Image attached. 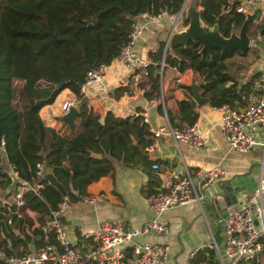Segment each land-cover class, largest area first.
Segmentation results:
<instances>
[{
    "label": "trees",
    "instance_id": "obj_1",
    "mask_svg": "<svg viewBox=\"0 0 264 264\" xmlns=\"http://www.w3.org/2000/svg\"><path fill=\"white\" fill-rule=\"evenodd\" d=\"M183 3L184 0H0V186L10 187L17 196L22 181L44 184L38 194L24 191L19 198L22 205L9 199L10 192L0 198V264L44 244H56L52 233L44 239L42 226L63 196L42 176H36L38 163L54 174L65 187L66 197L74 202L88 195L89 184L113 171L114 160L130 164L141 149L152 143L154 133L141 115L122 118L107 111L101 117L86 104L81 87L90 70L109 66L120 56L138 16L176 14ZM234 5L230 7L228 0H199L197 4L202 22L208 26L217 24L225 37L244 20V13L237 12ZM183 24H187L186 19ZM248 33L260 35L264 41V15ZM200 48L201 43L192 40L165 52L161 44L149 52L150 64L140 72L143 77L137 82L143 97L147 101L160 97V77L155 71L163 59L167 66L179 72L190 70L204 81L200 95L210 107L247 106L261 74L242 82L230 73L235 57H244L247 52L225 54L215 49L201 53ZM13 77L25 81L19 95L22 111L11 104ZM60 83L62 87H57ZM63 90L70 91L77 100L73 132L64 124L59 130L46 126L39 116V111L53 103ZM123 91L127 88L116 90L114 96ZM163 107L157 103V109L165 111L174 130L185 129L197 120V112L185 99L178 102L177 114ZM157 185L152 172L147 193H153ZM27 211L36 213L38 227L32 228ZM95 247L91 239L79 244L82 253ZM189 264H217L214 251L208 246L200 248Z\"/></svg>",
    "mask_w": 264,
    "mask_h": 264
},
{
    "label": "crops",
    "instance_id": "obj_2",
    "mask_svg": "<svg viewBox=\"0 0 264 264\" xmlns=\"http://www.w3.org/2000/svg\"><path fill=\"white\" fill-rule=\"evenodd\" d=\"M259 1L257 3L260 4ZM186 2L189 3L191 0ZM136 22L142 26L136 48L144 58L148 59L149 52L155 51L161 44L165 45L160 41L165 38L166 31L173 26V19L165 14L159 21H153L148 16L140 15L136 18ZM230 70V73L237 75L242 82L257 73L264 75V41L262 40L256 47H250L246 56H236L235 64L231 65ZM134 77L131 70L126 68L117 57L106 66L102 84H93L85 88L82 92L84 101L101 117L107 111H112L116 116L124 118L140 110L146 112V122L151 132L163 127L167 128L169 123L165 111H159L157 104H152L143 97V92L137 83L143 75L137 76V80ZM199 81L200 79L190 70L179 72L167 66L160 79L164 95L163 106L173 114H177L178 102L186 98L192 99L190 86ZM24 83L23 79L11 78L10 100L17 111H22L19 95ZM121 87H126L127 91L115 97V91ZM197 91L200 93V86ZM66 100H75V96L70 91L63 90L53 103L39 111V116L46 126L58 130L63 126L59 118L62 115L61 105ZM193 109L198 114L194 123L203 136V144L200 148L190 149L185 143L177 147L172 136L165 131L154 137L153 141L156 143L153 148L141 149L132 163L124 165L114 160L113 171L87 186L88 195H100V198L93 202L80 199L70 203L63 216V223L68 238L77 250L84 240L80 232L94 228L102 221H117L125 229H132L153 218L154 213L148 200L150 194L147 193L150 174L154 173L151 168L153 163H158L163 170L179 168L182 164L196 170L211 168L221 163L225 172L203 191L200 203L189 202L162 214V219L169 226L166 234L150 232L136 237L135 240L165 244L168 252L163 264H189L194 252L205 247L212 238L220 246L223 245L225 238L223 219L226 207L231 203L245 200L257 187L259 176L264 173V146L257 145L246 154L231 150L220 130L221 110L206 103L204 105L196 103ZM257 137L264 143V128L258 132ZM2 163L5 165L4 161ZM17 192L16 196L12 194L10 187L3 188V184L0 186L1 199L9 193V199L17 202L23 191L19 188ZM27 214L33 221L32 228L38 227L36 213L27 211ZM82 248L87 249L84 245ZM254 263L264 264V250Z\"/></svg>",
    "mask_w": 264,
    "mask_h": 264
},
{
    "label": "built area",
    "instance_id": "obj_3",
    "mask_svg": "<svg viewBox=\"0 0 264 264\" xmlns=\"http://www.w3.org/2000/svg\"><path fill=\"white\" fill-rule=\"evenodd\" d=\"M229 6L240 13L249 12L251 6L258 0H228ZM261 4L260 18L264 15V0ZM162 12L157 16H148L150 20L159 21ZM173 19V28L181 27L184 22L183 8L176 14L170 15ZM142 33V26L135 21L129 42L122 48L119 58L122 63L131 70L135 80L141 71L150 64V59L144 58L136 48V41ZM250 47H256L263 39L260 35H250ZM164 45V52L166 51ZM166 63L162 59L160 63V79L164 73ZM106 66H100L87 73L86 81L81 87V93L85 88L93 84H102L105 78ZM254 93L248 97L249 104L242 108H232L229 105L218 107L221 110L220 130L222 131L228 147L239 153L246 154L255 146L262 145L258 140V132L264 128V75H261L254 83ZM77 100H66L61 105L62 114L66 113ZM152 104H164L162 92L158 99L150 101ZM134 116L141 115L146 121V112H135ZM170 134L174 144L185 143L190 149L200 148L203 144V136L197 124L193 123L182 130H174L168 125L154 131V137L163 132ZM153 141L147 149L153 148ZM44 165L38 163L36 176H42ZM158 185L155 191L148 196L149 206L154 216L138 227L125 229L120 222L105 220L96 227L82 230L80 235L84 239H91L96 247L86 253L77 250L67 236L63 223V216L70 205L67 197L58 203L52 210L49 219L42 226L44 239L52 233L56 241L55 245L44 244L39 248H33L21 256L6 258V264H163L168 252V247L159 242H137L136 237L144 236L150 232L166 234L169 226L162 219V214L167 210L189 202L200 203L203 191L215 183L224 175V165L215 164L211 168H198L193 170L186 164L179 168L163 170L158 163L151 165ZM21 190L38 194L44 188L41 182H21ZM100 195H86L82 198L85 202H93ZM22 205V201H17ZM225 238L220 246L213 238L206 246L214 251L217 264H253L264 250V173L259 176L257 187L250 192L246 199L231 203L226 207L223 219Z\"/></svg>",
    "mask_w": 264,
    "mask_h": 264
},
{
    "label": "water",
    "instance_id": "obj_4",
    "mask_svg": "<svg viewBox=\"0 0 264 264\" xmlns=\"http://www.w3.org/2000/svg\"><path fill=\"white\" fill-rule=\"evenodd\" d=\"M199 0H191L187 3L184 0L182 5L184 17L187 20V24L175 28L171 27L166 31L165 38L160 42L166 45V49H171L174 46H186L192 40H198L201 43L200 52H211V50H220L221 53L231 54L234 51H238L240 54L246 53L250 48V34L248 30L260 18L261 7L259 3L252 5V10L244 13V20L239 27L233 26L231 33L228 37L220 34L217 24L213 26L205 25L201 18L200 12L197 8ZM187 3V4H186ZM155 74L160 77V70L157 69ZM233 75V74H231ZM204 83L200 80L196 84L190 86L192 90L193 98H186L193 108L197 105H204L205 100L197 91L198 87ZM63 83H60L57 87H62ZM78 114V110L75 106H71L70 109L60 116V121L69 127L70 132L74 131L76 122L75 118ZM98 158L100 154H96ZM42 178L52 187H54L63 197L67 196L65 187L59 182L54 174L44 166L42 170Z\"/></svg>",
    "mask_w": 264,
    "mask_h": 264
},
{
    "label": "rangeland",
    "instance_id": "obj_5",
    "mask_svg": "<svg viewBox=\"0 0 264 264\" xmlns=\"http://www.w3.org/2000/svg\"><path fill=\"white\" fill-rule=\"evenodd\" d=\"M2 196V195H1Z\"/></svg>",
    "mask_w": 264,
    "mask_h": 264
}]
</instances>
